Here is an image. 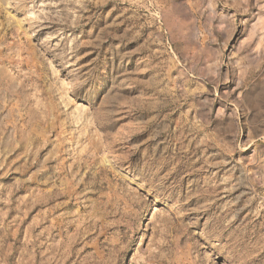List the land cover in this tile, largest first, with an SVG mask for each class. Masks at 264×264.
Segmentation results:
<instances>
[{
  "label": "rangeland",
  "instance_id": "rangeland-1",
  "mask_svg": "<svg viewBox=\"0 0 264 264\" xmlns=\"http://www.w3.org/2000/svg\"><path fill=\"white\" fill-rule=\"evenodd\" d=\"M0 264H264V0H0Z\"/></svg>",
  "mask_w": 264,
  "mask_h": 264
}]
</instances>
